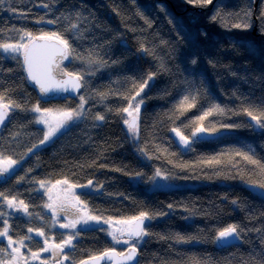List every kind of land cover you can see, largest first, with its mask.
I'll return each instance as SVG.
<instances>
[{
	"label": "trees",
	"instance_id": "obj_1",
	"mask_svg": "<svg viewBox=\"0 0 264 264\" xmlns=\"http://www.w3.org/2000/svg\"><path fill=\"white\" fill-rule=\"evenodd\" d=\"M42 3H48L52 11L48 12L41 7ZM161 4L176 20L183 23L194 35V40L179 45L176 58L169 61L168 66L174 75L157 76L155 84L150 82L145 93H142L147 94V98L140 112L139 146L146 147L150 154L159 158L148 160L139 155L136 144L125 132L121 117L114 112L106 114L107 119L100 127H92L90 120L81 124L55 146L44 148L36 155L29 154L16 168L13 178L7 183H0V191L17 195L18 200L23 199L29 205L30 212L40 213L44 217L41 221L34 215L29 222L21 213L16 212L9 218L10 234L13 235V239H17L28 234V227L33 229L44 227L45 233L54 235L56 242H59L60 233L67 230L60 229L58 225L54 229L50 227L51 214L42 208L47 196L42 195L43 192H37L35 190L37 185L31 181L48 179L54 182L67 176L76 184H86L89 179L93 180L94 184L97 182L103 184V188L99 190L75 189L76 194L80 195L81 200L93 214L103 215L105 218L111 216L113 219H124L138 215L140 211L168 212L167 216L152 220L150 227L147 222L146 227L151 234L178 232L181 235L198 237L199 242L191 243L161 240L156 235L145 237L146 242L139 245V264H194L196 260L201 264H264V256L259 255L264 249V244L258 238L260 233L255 231L256 229L264 231V199L239 178H226L228 175H235V171L228 164V161L233 159V151L241 149L245 144L255 146L257 158L264 160V134L246 126L250 119L246 115H234L231 118L213 116L204 122L205 126H209V121L221 120L225 123H239L241 127L221 130L218 138L203 139L193 145L194 151H186L178 145V140L170 131L172 127H179L185 135H189L191 127L185 128L183 125L200 114L202 105L207 106L210 102L236 109L242 106V102L246 106L248 101L260 104L264 100V20L260 19L261 13L264 12V0H259L257 6L253 0H213L211 5L204 8L193 7L185 0H135L134 4L132 0H58L54 5L52 0H11V7L16 9L15 12L8 11L7 4L0 5V30H3L4 39L11 38L12 41L18 36L13 29L30 31L34 35L41 32H62L60 24L50 25L37 21L41 17L54 19L66 9L83 6L86 11L95 14L102 26L106 25L112 30L106 33L97 30L98 38L111 40L113 32L120 31L127 38L131 52L134 53L137 48L135 37L140 33L128 31L125 24L138 29L145 27L144 21L135 15L137 9L153 21L152 28L144 35L151 39V33L159 32L161 37L175 43L172 27L158 8ZM114 8L119 9L120 15L114 13ZM217 10L222 19L210 21V17ZM246 13H250L247 18ZM192 16H195L193 17L195 20H192ZM235 23H248L251 26L246 30L231 27ZM201 31L207 33L206 38L199 35ZM91 39L89 35L83 41L84 47L90 46ZM230 43L236 44L237 47L231 48ZM79 50L83 51V48ZM194 54L197 57V64L193 66L189 61ZM112 57H119L123 63L97 72L90 78L93 88L106 91L110 87L130 94L132 86L131 83H125V76L138 78L144 72L155 71L150 58H138L135 54H128V50L122 49L116 42L113 43ZM208 60L217 61V66L213 68L208 64ZM63 68L70 72L81 71L79 61H72L71 58L63 63ZM0 69L4 70L3 76L0 77L2 80L0 86L13 89L11 93L13 99L26 98L30 104L39 101L42 108H61L76 106L79 103V95L84 94L88 99L86 108H91L93 113L103 111V105L89 98V93L83 88L77 98L68 95L42 97L39 89L24 79L26 73L18 61L0 56ZM7 69L12 71L9 73ZM229 69L234 71L236 76L230 75ZM189 72L195 76H189ZM201 74L204 82L202 91L207 95L200 97L196 108L185 112L172 123L166 114L172 113L173 105L179 99L182 88L186 87L181 82L185 77L194 79ZM116 80L119 83L113 84L112 81ZM165 88L170 95L162 98L161 91ZM233 92L236 93L235 97L232 95ZM106 104L115 109L126 106V101L119 96H109ZM26 118H29L27 114H21L13 123L23 122ZM38 127L30 125L26 131L35 134ZM9 130L14 129L9 126L3 130L5 137L8 136ZM88 135L91 136V141L82 143ZM21 139V143L13 146L12 151L16 154L24 153L26 146L35 142V137ZM98 152L102 153L99 158ZM16 154H13L14 159L18 158ZM212 157H218L221 163L211 166L200 163L201 160ZM93 160L96 164L89 166ZM235 160L239 161L240 157H235ZM181 162L194 164L195 167L183 170L174 167ZM101 164L106 166L101 168L99 167ZM240 167L243 169L245 181L249 178L260 179L259 174L253 172V166L242 162ZM30 168L32 171L28 172ZM155 168L172 172L179 178L171 181L173 185L167 188H155L134 179L136 172L150 176ZM217 171L220 172L219 176L214 175ZM20 176H25V180L17 184L16 180ZM90 190L93 194L84 195ZM225 196L227 200L224 199ZM233 199L242 204L243 210L231 204ZM168 204H173L174 209H168ZM185 208L188 211H185ZM189 215H192V219H183ZM60 222H64L62 217ZM232 223L245 229L240 243L229 248H218L213 239L215 230ZM92 227L109 228L107 225ZM31 235L34 239L31 242L26 241L27 247L22 251L29 257V264H40L39 260L30 258L27 248L38 251L42 238H36L34 233ZM73 243L75 250L69 252L65 249V252L75 262L110 247H115L119 251L126 248L121 244H114L107 231L100 230L81 231ZM5 245V240L0 241V248ZM46 253H41V260L53 264V259Z\"/></svg>",
	"mask_w": 264,
	"mask_h": 264
},
{
	"label": "snow or ice",
	"instance_id": "obj_2",
	"mask_svg": "<svg viewBox=\"0 0 264 264\" xmlns=\"http://www.w3.org/2000/svg\"><path fill=\"white\" fill-rule=\"evenodd\" d=\"M186 3L193 7H207L213 3V0H185ZM58 3V0H52V4ZM135 3V0H132ZM7 4V10L15 12L16 9L11 7V0H0V5ZM41 7L52 11L48 3H42ZM160 12L166 17L167 23L171 25L172 31L175 34V43L164 39L159 35V32L151 33V39L144 33L151 29L153 21L144 16L143 12L137 9L136 16L144 21V28L138 29L125 24L128 31L136 33L139 31L140 35L135 37L137 48L134 53L131 52V46L127 38L122 35L120 31L113 32L111 40L97 37V30L102 33L112 32L110 28L103 25L97 20L94 13L86 11L83 6L79 8L73 7L60 12L54 19H45L41 17L37 23H46L50 25L60 24L61 31L41 32L39 35H34L30 31L22 29H13L18 33L15 41L11 38L4 39L2 36L3 30H0V56L10 58L18 61L22 70L26 73L27 81L32 82L39 89L42 97L48 96L50 93H80L83 88L89 93V98L94 99L96 103L103 105L102 112L93 113L91 108H86L88 99L84 94L79 95V103L76 107L64 108H50L41 107L40 102L30 104L25 99H13L11 93L13 89L4 88L0 86V183H7L13 178L16 172V166L25 160L29 154L36 155L40 150L47 147H53L58 142L62 141L65 137L73 133V130L80 127L81 124L92 122V127H100L107 119V113L114 112L117 116L121 117L122 124L125 126V132L130 140L136 144V151L140 156L151 160L154 157L150 154L146 147H140V112L141 107L144 105L147 98L145 89L149 87L150 82L154 85L156 77L159 75H174L172 69L168 66L169 61L176 58L178 46L185 41L192 42L194 35L190 33L183 23L176 20L170 13L167 12L164 5H158ZM114 13L120 15L119 9L114 8ZM246 18L250 13L245 14ZM220 17V12L217 10L210 17V21L216 22ZM222 19V18H221ZM261 20H264V12L261 13ZM251 25L248 23H235L231 27L238 29H248ZM91 35L89 47H84L83 41ZM199 35L203 38L207 37V33L201 31ZM116 42L122 49L128 50V54H135L138 58H150L153 62L155 71H147L136 77H124L125 83H131L130 94H124L113 88H108L106 91L98 88H93L90 78L94 77L97 72L103 69L116 67L123 63L117 57H112L113 43ZM79 45V47H77ZM231 48L235 49L236 44L230 43ZM222 47V46H221ZM83 48V51L79 50ZM103 53V55H101ZM107 57V59L105 58ZM79 61L81 71H66L62 67L65 60ZM127 56H125V59ZM213 68L217 66V61L208 60ZM190 65L197 64V57L195 54L189 61ZM222 67H227L222 65ZM3 71L0 69V77L3 76ZM10 73L12 69H7ZM229 74L236 76L234 71L229 69ZM189 76H195L194 73L189 72ZM113 84L119 83L118 80L112 81ZM186 87L182 88L179 94V99L173 105L171 114L168 119L175 123L180 116L185 112L190 111L197 107L199 99L202 95H207L203 89V76L202 74L194 79L185 77L181 82ZM2 84V80H0ZM22 95V93H21ZM170 95L167 88L162 89L161 97ZM232 95L235 97L236 93ZM109 96H119L122 100L126 101V106L117 107L113 109L106 104ZM27 114L23 122L13 123L16 121L17 116ZM246 115L250 119L247 121L246 126L255 131L264 134V100L260 104H254L248 101L247 105L240 108H229L227 105L222 106L220 103L210 102L207 106H201V112L194 119L190 120L188 124H184L185 128L191 127L189 135H185L179 127H172L170 131L174 133L178 139V145L186 151H194L193 145L207 137L219 135L221 130H231L241 127L239 123H225L221 120L215 122L209 121V126H205V121L209 117H228ZM7 121V124H6ZM30 125L39 126L37 133L26 131ZM12 127L14 130H9L8 136L3 135V130ZM35 137V142H31L26 146V151L22 154H16L12 151L13 146L22 142V139H30ZM91 136L88 135L82 143H89ZM159 151V149H158ZM166 151V149L164 150ZM13 154L18 155L17 159L13 158ZM102 155L101 152L97 153V158ZM233 159L228 161L231 169L235 171V175H228L226 178L244 181L247 186L253 191H259L261 199H264V160L257 158L255 146L245 144L241 149H236L232 153ZM235 157H240V160H235ZM253 166V172L258 173L260 179L258 180H244L242 174L243 169L240 167L241 163ZM172 163V161H169ZM200 163L207 165H219L221 163L218 157H212L201 160ZM96 161H92L93 166ZM83 167L84 165H79ZM106 165H99L103 168ZM182 170L185 168H194V164L181 162L174 165ZM121 171V169H116ZM32 169H28L31 172ZM127 174V173H125ZM214 175L219 176L220 172L217 171ZM174 173L169 171H162L160 168H155L152 175L146 176L143 172H136L134 179L140 183H147L153 187L161 188L169 185V182L178 179ZM187 179L188 177H184ZM199 178V177H196ZM211 178V177H206ZM25 180V176H20L16 183ZM36 187V191L43 190L42 195L47 196V201L42 205L43 209H47L51 214L50 227L56 228L58 225L60 229L69 230L60 233V240L56 242L55 236L46 234L44 227L33 229L27 228V235L13 239L10 234L11 225L9 218L14 213L19 212L22 217L31 222L32 217L43 221L44 217L40 213H33L29 211V205L23 199H17V195H9L5 191H0V241L6 240V245L0 248V264H29V257L25 255L22 249L27 247L26 241L31 242L34 237L31 233L35 232L36 238H42L38 251H32L30 247L27 248L30 258L32 260H39L40 264H48L47 260H41V253H51L53 264H76L74 260L70 259L69 252L75 250L73 243L81 231L100 230L107 231L114 244H124L127 246L126 251H117L115 247H110L98 254H93L88 259L79 261V264H103V262H111V264H139L137 256L139 253V245L145 243V237L156 235L158 239L174 240L176 243H191L197 241V236H185L180 233H167V234H151L148 230L150 222L157 217L167 216L168 212L163 211H140L138 215H134L124 219H113L111 216L105 218L103 215L93 214L88 210L87 204L81 200L80 195H77L75 189L89 188L99 190L103 188L102 183H95L89 179L86 184H76L71 182L67 176L56 179L54 182L48 179L32 180ZM163 182V183H162ZM93 192L84 193V195H91ZM122 195V194H121ZM227 200V196L224 197ZM231 204L243 210L242 204L236 200H231ZM168 209H174L173 204L167 205ZM185 211H188L185 208ZM194 214V213H193ZM63 215L65 222L61 223L60 218ZM251 219L252 217L249 216ZM183 219L190 220L192 215L185 216ZM149 222L146 227L145 222ZM92 225H108V229L103 227L94 229ZM78 226L80 228L78 229ZM245 231L243 227L238 224L232 223L225 227L215 230L214 242L220 249L233 247L240 243L241 235ZM252 231V229H248ZM260 236L261 243L264 244V231L256 229ZM39 242V241H38ZM255 253L253 257H255ZM264 256V249L259 254ZM194 264H201L199 260L194 261Z\"/></svg>",
	"mask_w": 264,
	"mask_h": 264
},
{
	"label": "water",
	"instance_id": "obj_3",
	"mask_svg": "<svg viewBox=\"0 0 264 264\" xmlns=\"http://www.w3.org/2000/svg\"><path fill=\"white\" fill-rule=\"evenodd\" d=\"M254 1V5L255 6H257V4H258V2H259V0H253ZM193 17H195V16H192V20H195ZM67 60H65L64 62H66ZM63 62V63H64ZM62 67H63V64H62ZM36 86V85H35ZM37 87V86H36ZM38 88V87H37ZM82 91V89L80 90V92ZM80 94V93H79ZM79 94H77V93H50V94H48V97H53V96H58V95H68V96H70V97H72V98H76ZM220 136V134L219 135H213V136H211V137H207V138H205V139H216V138H218ZM147 224V221L145 222V225ZM127 248V247H126ZM126 248L123 250V251H126ZM117 250V249H116ZM117 251H119V250H117ZM89 257V256H88ZM88 257H85V258H83V259H81V260H85V259H88ZM139 258H140V251H139V253H138V256H137V260H139ZM80 260V261H81ZM76 264H79V261L78 262H76ZM103 264H111V262H103ZM132 264H135V262H132Z\"/></svg>",
	"mask_w": 264,
	"mask_h": 264
},
{
	"label": "rangeland",
	"instance_id": "obj_4",
	"mask_svg": "<svg viewBox=\"0 0 264 264\" xmlns=\"http://www.w3.org/2000/svg\"><path fill=\"white\" fill-rule=\"evenodd\" d=\"M70 97V96H69ZM78 97V96H77ZM76 97V98H77ZM72 98V97H71ZM78 105V103L76 104V106ZM76 106H74V107H76ZM64 107H69V106H64ZM64 107H61V108H64ZM172 135L178 140L179 138L174 134V133H172ZM23 161H21V163H22ZM20 163V164H21ZM19 166V164L16 166V168ZM163 183V182H162ZM171 185H173L171 182H169V185L168 186H166V187H161V188H167V187H170ZM156 188V187H155ZM40 192H43V190H40ZM256 192H258L259 193V191L257 190ZM61 217L63 218V220H64V217H63V215H61ZM115 220V219H114ZM64 222H65V220H64ZM107 227H109L108 225H107ZM80 228V226H78V229ZM64 230H66V229H64ZM67 231H69V230H67ZM34 234H35V232H33ZM6 241V240H5ZM121 245H123V246H125V247H127L126 245H124V244H121ZM47 255H49L50 257H51V253H49V252H47L46 253Z\"/></svg>",
	"mask_w": 264,
	"mask_h": 264
}]
</instances>
